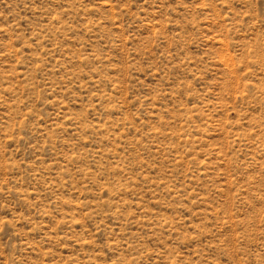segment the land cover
<instances>
[{
	"label": "rangeland",
	"instance_id": "obj_1",
	"mask_svg": "<svg viewBox=\"0 0 264 264\" xmlns=\"http://www.w3.org/2000/svg\"><path fill=\"white\" fill-rule=\"evenodd\" d=\"M0 264H264V0H0Z\"/></svg>",
	"mask_w": 264,
	"mask_h": 264
}]
</instances>
